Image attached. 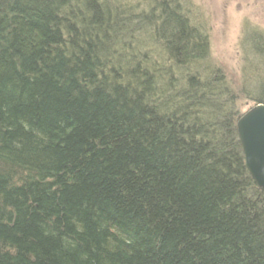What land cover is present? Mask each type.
<instances>
[{"label":"trees","instance_id":"16d2710c","mask_svg":"<svg viewBox=\"0 0 264 264\" xmlns=\"http://www.w3.org/2000/svg\"><path fill=\"white\" fill-rule=\"evenodd\" d=\"M193 4L0 0V264H264L244 111ZM241 45L250 108L264 32Z\"/></svg>","mask_w":264,"mask_h":264},{"label":"rangeland","instance_id":"374dc122","mask_svg":"<svg viewBox=\"0 0 264 264\" xmlns=\"http://www.w3.org/2000/svg\"><path fill=\"white\" fill-rule=\"evenodd\" d=\"M193 3L196 19L209 37L211 61L227 76L239 96L238 107L245 111L249 107L242 92L249 74L243 72L245 52L241 39L248 28L264 32V0H193Z\"/></svg>","mask_w":264,"mask_h":264},{"label":"water","instance_id":"95a60500","mask_svg":"<svg viewBox=\"0 0 264 264\" xmlns=\"http://www.w3.org/2000/svg\"><path fill=\"white\" fill-rule=\"evenodd\" d=\"M247 170L264 191V103H254L236 123Z\"/></svg>","mask_w":264,"mask_h":264}]
</instances>
